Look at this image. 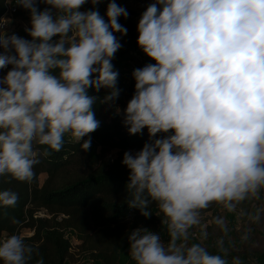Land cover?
<instances>
[{"label": "clouds", "instance_id": "clouds-1", "mask_svg": "<svg viewBox=\"0 0 264 264\" xmlns=\"http://www.w3.org/2000/svg\"><path fill=\"white\" fill-rule=\"evenodd\" d=\"M4 2L29 11L30 38L9 33L10 20L0 17V70L8 69L0 75V176L30 183L34 167L61 151L66 136L90 150L101 125L97 100L111 107L120 95L112 61L128 32L119 18L129 12L116 0H107L104 15V0ZM137 31L155 63L133 70L134 93L117 111L129 135L148 133L140 150L123 154L126 203L146 219L155 206L167 239L136 227L127 235L130 260L228 264L222 238L213 253L189 243L190 230L214 203L235 213L264 196V0H153ZM90 89L109 91L101 98ZM18 199L0 190V207ZM262 214L247 215L259 223ZM214 222L228 232L224 217ZM34 254L38 247L21 234L0 237V264H30Z\"/></svg>", "mask_w": 264, "mask_h": 264}, {"label": "trees", "instance_id": "trees-1", "mask_svg": "<svg viewBox=\"0 0 264 264\" xmlns=\"http://www.w3.org/2000/svg\"><path fill=\"white\" fill-rule=\"evenodd\" d=\"M41 7V5H40ZM84 9L91 8L90 3ZM6 12V3L0 0V17ZM30 22L28 10L19 7L17 14ZM30 38V37H26ZM140 48L137 41L123 51L115 54L112 61L114 70L118 71L117 86L120 95L114 106L100 103L98 99L94 110L100 127L91 133L92 144L89 151L81 149L79 143L70 136L65 137L61 151L41 158L34 167L35 176L29 182L17 181L10 176H0V190L10 189L18 194V202L14 207H0V237L4 233L21 234L23 229L33 230V234L24 237L26 242L38 247L30 264L43 259L44 264H66L71 256L72 243L67 236L68 229H75L84 235V242L98 240L106 249L100 251L97 258L103 264H118L119 248L128 242L127 235L139 226L148 227L161 232L162 217L157 216L155 206L150 219L142 216L138 209L129 208L126 203L125 184L129 170L122 164L125 151H138L148 140L147 129L141 135H129L122 123V116L117 114L119 108L124 109L134 93L135 80L132 72L137 59L132 55L134 49ZM7 71L0 70V75ZM109 91L101 89L97 93L90 89V94L101 98ZM101 147V152L97 149ZM116 149L118 156L112 161H104L103 150ZM47 174L41 184L40 175ZM255 199L238 205L246 214L249 213ZM48 209L51 218H35L34 213L40 208ZM220 205L212 204L202 214L214 212ZM210 242L209 244L211 243ZM210 252L216 253L211 250ZM228 264L235 258L247 262L257 254L248 249L230 250L225 256Z\"/></svg>", "mask_w": 264, "mask_h": 264}, {"label": "rangeland", "instance_id": "rangeland-1", "mask_svg": "<svg viewBox=\"0 0 264 264\" xmlns=\"http://www.w3.org/2000/svg\"><path fill=\"white\" fill-rule=\"evenodd\" d=\"M116 2L125 7L129 12V17L127 19L122 16L119 18V22L128 29L127 35L123 36L121 39L123 47L117 51V53H119L137 41L139 35L137 31L139 18L137 17V4L136 6H129L125 3V0H116ZM151 2H153V0H151ZM43 7L44 5H41V8ZM106 8L107 0H104V2L99 5V11L102 15L105 14ZM105 19H107L106 16ZM116 35L118 37L120 36L119 33H116ZM132 55L136 57L137 65L139 67H143L147 63H155V61L143 53L140 48L134 49ZM97 150V152L100 153L101 147ZM104 154V161H112V159H115L118 156L119 151L116 149H105L100 155ZM46 177L47 174L45 173L40 175L41 184ZM259 209H264V196H262L260 200H255L248 214H254ZM201 215V225L190 230L189 243L200 242L208 249L210 246L211 250L217 252L216 242L222 238L224 240V246L228 251H241L243 249H248L250 252L257 254L254 260L252 259V256H250L247 262H240V264H264V214L261 215L259 223H252L249 216L241 209H237V212L235 213H229L220 205V207L214 212H208ZM217 217H224L228 227V232L226 234L222 232L221 227L214 222V218ZM160 230L162 236L166 240L165 226L162 225ZM204 231L207 232V239H201V233ZM26 232L27 231H25V233ZM245 233L249 235V239L246 242H241L240 237ZM66 234L72 243L71 256L66 261V264H103L102 260L97 258V255L100 251L106 249L105 244L98 242V240L84 242L81 239L84 234L75 229H68ZM210 239L212 240L209 244ZM128 248V242L120 246L118 264H132L128 254Z\"/></svg>", "mask_w": 264, "mask_h": 264}, {"label": "built area", "instance_id": "built-area-1", "mask_svg": "<svg viewBox=\"0 0 264 264\" xmlns=\"http://www.w3.org/2000/svg\"><path fill=\"white\" fill-rule=\"evenodd\" d=\"M126 4H137L138 11L137 17L140 19L142 12L146 9L147 5L151 3V0H125ZM19 6H16L15 3L8 4L6 3V12L1 17H6L10 20V23L7 25L9 33L15 32L16 34L22 37H28L27 33L24 31L25 26H30V22L23 20L19 17L18 14ZM7 71L8 69H4ZM51 214L48 209L42 207L34 213L35 218H51ZM25 231H27L25 233ZM33 230L23 229L21 235L23 237H28L33 234ZM9 234L4 233L2 237H7Z\"/></svg>", "mask_w": 264, "mask_h": 264}, {"label": "crops", "instance_id": "crops-1", "mask_svg": "<svg viewBox=\"0 0 264 264\" xmlns=\"http://www.w3.org/2000/svg\"><path fill=\"white\" fill-rule=\"evenodd\" d=\"M129 6H131L132 4H128ZM134 6H136V4H133Z\"/></svg>", "mask_w": 264, "mask_h": 264}]
</instances>
